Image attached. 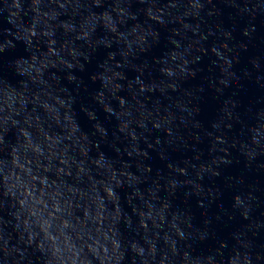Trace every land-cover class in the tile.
<instances>
[{
	"label": "water",
	"instance_id": "water-1",
	"mask_svg": "<svg viewBox=\"0 0 264 264\" xmlns=\"http://www.w3.org/2000/svg\"><path fill=\"white\" fill-rule=\"evenodd\" d=\"M0 264H264V0H0Z\"/></svg>",
	"mask_w": 264,
	"mask_h": 264
}]
</instances>
